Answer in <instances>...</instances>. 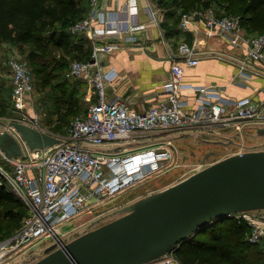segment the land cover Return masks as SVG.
<instances>
[{
    "label": "built area",
    "instance_id": "2783aa9c",
    "mask_svg": "<svg viewBox=\"0 0 264 264\" xmlns=\"http://www.w3.org/2000/svg\"><path fill=\"white\" fill-rule=\"evenodd\" d=\"M107 1L112 0H89L86 16L70 28L73 36H85L92 41L93 52L88 61H73L67 76L90 81L95 87L96 101L84 116L72 122L68 135L53 134L62 139L58 145L34 151L25 148L23 158H10L0 148V160L7 162L6 167L0 163V177L28 208L23 226L0 242V264H17L25 248L42 239L63 247L67 235L61 232L63 225L84 213L98 211L106 200L166 167L173 157L169 149L171 141L152 142L150 138L192 130L222 136L226 130H240L250 123L264 124V99H230L222 94V87H195L184 82L185 67L197 66L203 58L213 56L201 50L206 48V40L213 38H222L232 47L245 49L247 57L240 67L246 78L264 77V33L249 36L239 16L218 15L213 9L182 14L179 28L195 34L194 42L180 45L183 61L171 63V79L159 99L137 112L116 91L109 94L108 86L115 87L119 75L116 71H106L103 61L120 42L143 44L147 35L142 33L147 34L150 26H158L164 14L149 1V23L138 24L132 21L138 12V0H125L128 15L125 19L107 12L104 6ZM7 65L13 103L16 109L25 112L33 104L34 74L16 53L8 54ZM187 91L194 92V104L189 101ZM14 121L40 129L37 118L27 114ZM5 131L21 139L10 123ZM135 139L147 141V146L132 150L136 147L132 145ZM116 142L124 146L123 152L101 149ZM251 213L229 217L246 222L252 228L250 242L264 249V220ZM148 264L181 263L172 253Z\"/></svg>",
    "mask_w": 264,
    "mask_h": 264
},
{
    "label": "water",
    "instance_id": "95a60500",
    "mask_svg": "<svg viewBox=\"0 0 264 264\" xmlns=\"http://www.w3.org/2000/svg\"><path fill=\"white\" fill-rule=\"evenodd\" d=\"M10 127L21 137L0 132V148L10 158H23L25 148L34 151L62 142L22 122L13 121ZM256 210H264V150L234 154L141 198L120 209L118 218L61 248L57 244L47 248L33 264H148L172 254L203 226Z\"/></svg>",
    "mask_w": 264,
    "mask_h": 264
},
{
    "label": "trees",
    "instance_id": "16d2710c",
    "mask_svg": "<svg viewBox=\"0 0 264 264\" xmlns=\"http://www.w3.org/2000/svg\"><path fill=\"white\" fill-rule=\"evenodd\" d=\"M150 1L162 11L165 10L167 16L175 14L178 23L185 12L213 9L218 15L239 16L249 34L264 33V0ZM85 6L82 0H0V44L31 46L35 54L29 53L28 56H31L35 84L38 80L43 87L53 86L54 80L68 68L65 57L57 59L53 48L68 52L79 50L75 52L76 60L86 61L89 58L86 57L87 53L80 51L88 39L77 36L78 45L73 47L74 36L70 33V28L86 16L88 9ZM178 10L181 12L178 13ZM164 31L167 35L166 27ZM3 82L0 78V117L6 115L8 108L3 98L6 91ZM69 89L71 87L68 85ZM56 93L59 92L56 90ZM57 97L61 98V95ZM58 102L59 109L63 108L62 101ZM63 123L68 124L69 121L65 118ZM27 216V206L0 177V219L6 221V225L0 223L3 228L0 238L4 237L2 234L20 229ZM251 233L252 228L243 220L225 217L203 226L180 243L173 254L181 264H264V249L250 242Z\"/></svg>",
    "mask_w": 264,
    "mask_h": 264
},
{
    "label": "rangeland",
    "instance_id": "374dc122",
    "mask_svg": "<svg viewBox=\"0 0 264 264\" xmlns=\"http://www.w3.org/2000/svg\"><path fill=\"white\" fill-rule=\"evenodd\" d=\"M82 1L83 4H86L85 8L89 11V0ZM246 33L252 37L260 35L255 33L249 34L247 30ZM78 41L79 37L74 36L73 47H77L76 45L78 44L76 43ZM53 50L57 59L65 57L68 62V68L54 80L53 86L43 87L37 80L36 89L33 93L32 107L23 112L16 109L12 100L11 74L7 65V58L9 53H16L32 70L31 56L29 58L28 55L29 53L35 54V51L31 46L0 44V78L6 85L3 98L8 106L6 115L0 117V132L5 131L9 123L24 118L27 114L30 117L37 118L38 125L43 131L51 134H64L63 136H66L68 135L72 122L76 118L84 116L90 104L96 101L95 87L90 81L86 79H73L67 76V71L71 63L78 59L76 56L77 53L75 52L79 50H75L74 52L56 48H53ZM80 51L87 53L86 57L89 56L87 60H90L93 52L92 41L90 39L86 40ZM68 85L71 87L69 90ZM56 90L59 93H56ZM62 90H67V92L64 93ZM60 95L61 98H58L57 96ZM54 97L56 98L54 99ZM57 99L62 101L61 106L63 108L59 109L60 103ZM73 103L75 104L71 107ZM65 118L69 121L68 124L63 123ZM59 126L61 127L59 128ZM260 130H264V124L250 123L247 126L241 127L240 130H226L222 136L217 133V135H212L204 130H192L189 132H171L150 138L149 140L152 142L166 139L171 141L169 149L172 151L173 157L167 163L166 167L143 181L138 182L116 197L106 200L104 202L105 204H103L104 206L98 211H94L92 214L84 213L75 221L63 225L61 232L67 233L64 237L65 242L69 243L87 231L118 218L120 214L117 213L120 209L133 204L141 198L175 185L218 161L238 153L264 150V133H260ZM224 136L227 138H223ZM137 140L140 139H135L132 142ZM139 149L140 147H135L132 150ZM0 163L5 167L7 166V162L5 161L0 160ZM250 215L264 220V210L252 211ZM25 219L22 221V226ZM0 223L6 225V221L2 219H0ZM2 229L0 227V230ZM18 229L13 230L9 234H2L4 237L0 238V242L13 236ZM52 245L54 243L49 239L36 241L25 248L17 264L35 263L45 256V250Z\"/></svg>",
    "mask_w": 264,
    "mask_h": 264
},
{
    "label": "crops",
    "instance_id": "0c3cea01",
    "mask_svg": "<svg viewBox=\"0 0 264 264\" xmlns=\"http://www.w3.org/2000/svg\"><path fill=\"white\" fill-rule=\"evenodd\" d=\"M149 1H137L138 12L133 16L134 23H149ZM104 6L107 12L118 15L121 19L128 16L125 0L107 1ZM162 12L164 20L158 26H150L147 34L146 31L142 33L147 35L143 44L128 45L120 42L118 48L103 61L106 71H116L119 75L115 81L116 86H108L109 94L116 91L137 112H141L144 105L153 103L165 94L164 89L171 79V63L183 61L179 51L180 45L184 42H194L195 34L181 31L175 14L167 16L165 10ZM180 12L178 10V13ZM164 27L167 28V35ZM200 29H203V24ZM206 42V48L201 50H207L213 53V56L203 58L197 66L185 67L184 82L187 85L219 86L222 87V94L230 99L264 98V77L246 78L241 71V61L247 57L245 49L232 47L222 38L207 39ZM186 94L194 104V92L187 91ZM146 142L137 140L132 145L144 148L147 146ZM118 147L124 149L120 142L101 149L113 153L111 151Z\"/></svg>",
    "mask_w": 264,
    "mask_h": 264
}]
</instances>
